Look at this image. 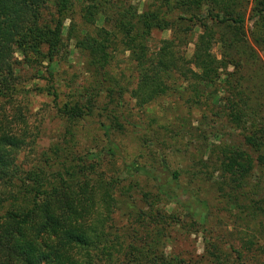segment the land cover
I'll return each instance as SVG.
<instances>
[{"label": "trees", "instance_id": "1", "mask_svg": "<svg viewBox=\"0 0 264 264\" xmlns=\"http://www.w3.org/2000/svg\"><path fill=\"white\" fill-rule=\"evenodd\" d=\"M244 1L0 0V101L27 90L23 67L39 75L45 66L51 81L66 22L89 78L59 107L65 132L41 165L18 162L25 135L0 115V264H247L264 253V64L241 31ZM253 11L254 40L264 48V0H253ZM185 22L202 29L190 57ZM157 31L170 36L152 45ZM171 95L209 112L219 136L211 143L202 136L201 156L171 180L155 175L152 162L135 161L104 177L74 148V125L99 109L108 122L99 121L105 145L96 153L101 160L119 156L112 130L123 127L112 106L126 96L142 109ZM180 174L187 183L178 182ZM173 203L183 221L207 234L201 256L165 252L163 238L180 224L166 209ZM221 219L232 223L214 235L207 225Z\"/></svg>", "mask_w": 264, "mask_h": 264}, {"label": "rangeland", "instance_id": "2", "mask_svg": "<svg viewBox=\"0 0 264 264\" xmlns=\"http://www.w3.org/2000/svg\"><path fill=\"white\" fill-rule=\"evenodd\" d=\"M241 10L246 19L241 31H243L248 45L259 53L264 64V48L256 44L254 40L257 17L253 11V0L244 1ZM198 15L203 18L205 16L204 9H201ZM204 21L209 26H213L216 33H223L226 30L210 21ZM199 24L192 22L183 24L184 28L189 29L187 41L190 42L187 45L186 40L183 41V49H185L187 57L191 56L197 35L202 32V29L198 27ZM67 27L68 23L66 22L62 41L55 57L57 62L54 64L51 81H49V72L45 66L40 68L42 74L39 75L29 67H23L20 71V77H22L20 83L26 86L27 90L16 96L13 101H0V115L12 122L19 135H25L26 144L17 153L18 162L25 167L43 163L45 160L43 155L49 152L50 145L55 143L65 132L66 124L58 111L59 107L70 99H76L74 94L89 80L88 74L84 70L83 56L75 48V42L68 38ZM169 36V32H154L150 43L158 45L161 39ZM211 51L220 57L219 44L214 43ZM49 86L56 90L57 99L51 94L52 89L49 90ZM260 97L264 100V94ZM119 104L121 105L112 106L115 110L114 114L123 127L121 131L119 129L112 130L114 137L121 145L122 151L119 156L111 159L104 157L101 160L96 153L105 145L104 132L99 125V121L105 120V118L99 114L101 113L99 109L78 121L72 129L76 140L74 148L84 155L87 163H97L94 164V169L102 173L104 177L116 176L123 165L135 161L140 164L152 162L158 169L155 170V175L160 176L161 173L163 177L171 180L173 172L187 166L193 157L201 156L196 146L202 136L207 137L204 140L208 143L218 140V134L212 129L217 123L211 119L209 112L202 108H188L184 99L179 95L158 99L142 109L134 108L133 103L126 96ZM203 115H206L207 118H202ZM227 132L230 134L231 130L227 129ZM90 147L91 150H89ZM88 150L91 154L88 153ZM185 150L187 151L186 155L184 154ZM184 178L185 176L180 174L178 182L187 183ZM138 179L140 185H144L142 177ZM195 189L198 190L197 186ZM208 190V186H203L199 189V195L203 198L208 197ZM175 207L174 203L166 206L167 211L176 212L173 214L180 219V224L174 226L176 228L171 231V237L163 238L162 245L165 252L177 254L186 259L201 256L204 253L206 243L204 237H207V234L200 230L197 222L190 224V220L183 221V211L178 207L177 211ZM219 221L215 225H207L208 228H213L214 235L220 230L224 231L232 223L225 219ZM222 243L226 247L231 242L223 240ZM233 243L235 247L240 246L239 240ZM261 245L264 248V242L261 241ZM248 259L247 264H264V253Z\"/></svg>", "mask_w": 264, "mask_h": 264}]
</instances>
